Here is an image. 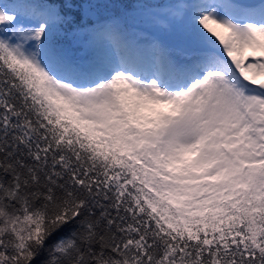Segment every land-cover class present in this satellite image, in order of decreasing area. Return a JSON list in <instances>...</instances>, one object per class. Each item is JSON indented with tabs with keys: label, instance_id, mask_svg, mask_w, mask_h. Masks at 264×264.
Here are the masks:
<instances>
[{
	"label": "snow or ice",
	"instance_id": "obj_1",
	"mask_svg": "<svg viewBox=\"0 0 264 264\" xmlns=\"http://www.w3.org/2000/svg\"><path fill=\"white\" fill-rule=\"evenodd\" d=\"M0 264H264V0H0Z\"/></svg>",
	"mask_w": 264,
	"mask_h": 264
}]
</instances>
